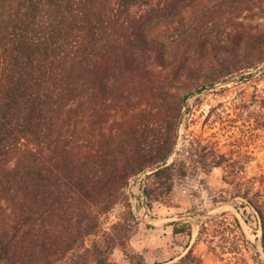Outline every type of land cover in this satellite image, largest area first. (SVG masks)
<instances>
[{
  "label": "trees",
  "instance_id": "obj_1",
  "mask_svg": "<svg viewBox=\"0 0 264 264\" xmlns=\"http://www.w3.org/2000/svg\"><path fill=\"white\" fill-rule=\"evenodd\" d=\"M261 14L264 0H0V264H110L138 223L128 209L109 234L103 219L129 208L125 190L140 174L170 179L188 98L255 71L264 84V31L243 23ZM254 100L264 131V87ZM122 106L150 111L97 141ZM218 158L211 167H225L230 188L212 209L235 213L195 209L208 218L197 241L206 237L216 262L264 264V174L240 177L236 161ZM144 194L152 208L159 195L147 184ZM171 225L193 235L191 222ZM91 236L106 247H89ZM166 263L202 259L191 247Z\"/></svg>",
  "mask_w": 264,
  "mask_h": 264
},
{
  "label": "rangeland",
  "instance_id": "obj_2",
  "mask_svg": "<svg viewBox=\"0 0 264 264\" xmlns=\"http://www.w3.org/2000/svg\"><path fill=\"white\" fill-rule=\"evenodd\" d=\"M243 23L255 31H264L263 14L246 18ZM260 76L261 72L255 71L246 79L237 77L221 82L188 98L182 110L177 144L168 159L169 164L175 162L170 179L149 181L147 175L152 173L151 170L140 174L125 190L129 208L119 204L103 219V231L109 234L115 233L113 224L120 221L128 209L138 223L137 232L125 240L124 247L113 250L110 264H131L128 255L131 258L140 255L147 264L176 263L191 247L194 255L202 259V264H223L215 261L205 243L206 237L197 241L200 229L197 223L207 222L208 218L194 210H203L209 215L222 211L235 213L229 205L212 209L213 199L221 200L230 188L224 180L225 167H211L215 157L222 160L221 156H224L227 160L236 161L240 177L264 174V131L255 124L259 107L254 100V94L264 87ZM243 95L249 98L246 108L241 106ZM123 107L111 110L107 119L101 118L103 121L95 130L97 141L103 133L118 134L139 123L143 117L142 109L150 111V106L137 110H125ZM146 184L155 195H159L152 208L143 198ZM143 203L145 209L142 208ZM175 221L191 222L193 235H175L171 225ZM242 223L248 237L260 247L261 233ZM96 243L106 247L101 237L87 239L89 247Z\"/></svg>",
  "mask_w": 264,
  "mask_h": 264
},
{
  "label": "built area",
  "instance_id": "obj_3",
  "mask_svg": "<svg viewBox=\"0 0 264 264\" xmlns=\"http://www.w3.org/2000/svg\"><path fill=\"white\" fill-rule=\"evenodd\" d=\"M144 199H146L145 197H143ZM143 209H145V204L143 203V207H142Z\"/></svg>",
  "mask_w": 264,
  "mask_h": 264
}]
</instances>
